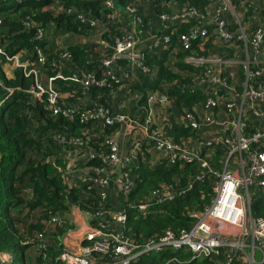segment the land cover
I'll use <instances>...</instances> for the list:
<instances>
[{"label":"built area","instance_id":"obj_1","mask_svg":"<svg viewBox=\"0 0 264 264\" xmlns=\"http://www.w3.org/2000/svg\"><path fill=\"white\" fill-rule=\"evenodd\" d=\"M98 1L100 12L73 6L67 13L79 22V30L102 31V38L87 46L96 52L93 57L100 63L99 70L76 66L66 59V51L64 60L55 65V74L44 83L41 70L46 68L48 56L44 47L34 48L40 69L36 64L28 68L29 61L22 62L19 55L8 58L23 67L26 76H34L30 91L36 98H45L53 115L78 118L90 140L102 138L108 147V152L98 151L73 134L56 136L61 143L79 148L69 151L72 164L65 170L69 185L93 183L100 187L97 210L88 213L91 222L81 225L87 231L84 238L76 248L64 244L58 259L64 264H132L148 254H158L159 264H264V217L254 216V191L252 195L249 192L253 188L264 195V0H207L204 8L179 0ZM28 25L36 28V39H52L50 28L34 20ZM180 53H184L182 58ZM165 54L166 66L178 68L180 77L163 82V87L168 90L177 84L202 95L193 111H180L175 99L165 92L150 91L142 104V94L134 91L135 84L142 81L135 80L134 73L157 77L146 57ZM57 80L79 86L84 96L69 102L57 88ZM94 87H108L107 100L122 91L133 104L126 112L110 102L103 104L101 97L92 100ZM159 107L166 110L170 126L174 122L192 126L194 136L178 142L170 130L166 134L158 122ZM127 122L136 127L133 146L150 144L154 151L121 153L116 134ZM219 149L224 150V157L216 168L208 159ZM96 157L102 158V165L91 164ZM140 158L148 159L152 166L164 158L169 166L179 159L197 160L206 171L198 178L213 179L212 202L203 213L191 214V228L179 233L167 230L140 241L126 233L128 208L146 216L157 204L193 188L181 187L176 193L164 185L145 199L129 201L136 187L134 166ZM114 170L122 178L117 200L111 197ZM9 259L8 253L0 252V264Z\"/></svg>","mask_w":264,"mask_h":264},{"label":"trees","instance_id":"obj_2","mask_svg":"<svg viewBox=\"0 0 264 264\" xmlns=\"http://www.w3.org/2000/svg\"><path fill=\"white\" fill-rule=\"evenodd\" d=\"M204 8L207 0H179ZM73 6L92 8L100 12L98 0H0V252L10 255L4 264H64L58 259L64 250V238L76 229L77 212L95 213L98 207L97 191L93 183L69 185L65 170L72 164L70 152L79 151L57 140L61 134H73L91 143L96 150L108 152L102 138L90 140L78 118L72 120L63 115H53L45 98H36L30 91L35 83L33 75L26 76L23 67L17 66L9 57L19 55L22 62L36 64L35 46L46 49L47 65L41 70V79L47 83L49 76L55 74V65L66 59L81 68L99 70V61L93 57L94 50L88 47L69 45L54 49L48 39H36V28L29 26L31 20L51 29V36L71 32L87 33L88 28L79 30V22L67 9ZM198 40L194 45H198ZM49 46V48H47ZM184 53H180L182 58ZM167 57L148 56L146 62L157 77L142 75L143 80L135 88L143 92L142 104L150 91L165 92L175 99L180 111L194 110L202 95L182 90L180 85L165 90L163 82H173L180 77L173 66H166ZM12 64L16 68L9 76L4 66ZM39 69L40 66L36 64ZM179 66L183 63L178 62ZM56 86L65 93L75 95L68 98L76 101L82 89L71 82L57 80ZM107 87H94L91 92L101 96L102 103L109 105ZM67 98V97H66ZM116 129H108L110 133ZM171 136L178 142L182 137L194 136L192 126L174 122L170 128ZM224 150L219 149L209 162L220 168ZM147 158V157H145ZM91 164H103L101 157L92 159ZM136 187L129 194V201H140L150 196L156 189L169 186L173 192L192 185L185 194L175 195L157 204L150 213L142 216L135 209L128 208L126 233L135 240L155 237L167 230L179 233L191 228L192 213L201 214L214 197V181L207 177L201 181L198 176L205 174L198 161L185 162L179 159L169 166L167 159L152 166L148 159L140 158L135 164ZM252 209L254 216L264 217V195L254 190ZM125 201L124 196L121 197ZM57 217L58 222L52 218ZM87 242V241H86ZM84 242V243H86ZM158 254H148L132 264H159Z\"/></svg>","mask_w":264,"mask_h":264},{"label":"crops","instance_id":"obj_3","mask_svg":"<svg viewBox=\"0 0 264 264\" xmlns=\"http://www.w3.org/2000/svg\"><path fill=\"white\" fill-rule=\"evenodd\" d=\"M49 37L50 38L52 37V39H50V40L48 39V41L50 44L54 45V47H55L54 49H60L61 50V48H66L69 45L84 46V47H87L89 45L93 46L95 41L98 42L102 38V31L100 29H95V30H93L87 34L71 32V33L62 34V35L58 34L55 37H53V36H49ZM47 48H49V46ZM67 62H69V64L71 63L68 60H67ZM4 68H5L6 73L9 76H12L16 67L12 64H6L4 66ZM134 75L137 77V78H135V80H143V77L140 73H134ZM134 91L139 92L138 94H142V97H143V95H144L143 92L139 91L136 88L134 89ZM61 94L67 98H69L71 96H73V98H74L76 95L72 92H70V94H69L68 92L65 93L62 91H61ZM82 95L83 94H80L79 97H82ZM100 97L101 96L95 97L94 93L91 92L90 98L92 100H94V99L96 100ZM109 102H110V105L113 106L115 109L126 111V112H127V110L130 109V107L133 104L132 98L130 96H127L126 94H124V92H122V91H119L116 95L115 94L110 95L109 96ZM83 103H87V101L83 100ZM157 115H158L159 125L162 126L163 131L166 134H169L170 119H169L168 114L166 113V110H163L162 107H159L157 109ZM135 130H136V127L134 126V124L129 123V122L121 125L118 128L116 138L119 141L120 150L122 151L121 153H123L124 155H127L128 153L134 154V153H137L138 151H140L143 154H145V152L154 151V148L150 144H144L142 147L141 146H135V147L133 146L132 140L134 138L132 137V134H134L133 132ZM195 150H196V148H195ZM153 164L156 165L158 163L154 162ZM110 178L112 180L111 197L114 200H117V196H118L117 195V188H118V185L122 181L120 172L118 173L116 170H114L111 173ZM111 202L113 203L114 201L111 200ZM86 218H87V220H86ZM75 220H76L77 224H79V228L68 234V235H70L71 239H67L68 235L65 236V238H64V244L71 245V247H73V248H76V245H78L80 243V240L84 238V235L87 232V231H85L84 228L81 227L82 223L84 221L91 222V217L88 215L87 212L86 213L85 212H77L76 216H75Z\"/></svg>","mask_w":264,"mask_h":264},{"label":"rangeland","instance_id":"obj_4","mask_svg":"<svg viewBox=\"0 0 264 264\" xmlns=\"http://www.w3.org/2000/svg\"><path fill=\"white\" fill-rule=\"evenodd\" d=\"M230 167H231V165H230ZM249 192H250V194L252 195L253 188H250ZM78 228H79V224L76 223V229H75V230H77Z\"/></svg>","mask_w":264,"mask_h":264}]
</instances>
